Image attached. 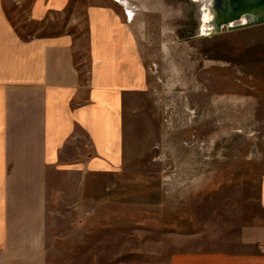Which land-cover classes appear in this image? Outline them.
<instances>
[{
    "label": "rangeland",
    "instance_id": "rangeland-1",
    "mask_svg": "<svg viewBox=\"0 0 264 264\" xmlns=\"http://www.w3.org/2000/svg\"><path fill=\"white\" fill-rule=\"evenodd\" d=\"M4 1L23 37L67 30ZM112 1L127 8L147 82L129 96L117 160L51 180L47 264L246 252L245 236L264 237V25L209 35L194 0Z\"/></svg>",
    "mask_w": 264,
    "mask_h": 264
},
{
    "label": "crops",
    "instance_id": "crops-1",
    "mask_svg": "<svg viewBox=\"0 0 264 264\" xmlns=\"http://www.w3.org/2000/svg\"><path fill=\"white\" fill-rule=\"evenodd\" d=\"M12 1L29 7L33 23L67 20L60 34L23 37L0 0V264H47L51 180L117 160L129 96L143 94L147 79L117 1ZM245 238L244 253L163 264H264V237Z\"/></svg>",
    "mask_w": 264,
    "mask_h": 264
},
{
    "label": "water",
    "instance_id": "water-1",
    "mask_svg": "<svg viewBox=\"0 0 264 264\" xmlns=\"http://www.w3.org/2000/svg\"><path fill=\"white\" fill-rule=\"evenodd\" d=\"M194 1L202 4L201 24L206 10L213 13L212 20L208 22L209 28L207 30L209 35L218 34L224 28L228 31H237L264 25V0ZM207 1H210V3H207ZM200 37H203L201 31Z\"/></svg>",
    "mask_w": 264,
    "mask_h": 264
},
{
    "label": "bare ground",
    "instance_id": "bare-ground-1",
    "mask_svg": "<svg viewBox=\"0 0 264 264\" xmlns=\"http://www.w3.org/2000/svg\"><path fill=\"white\" fill-rule=\"evenodd\" d=\"M207 3H210V1H207ZM206 11H208V10H206ZM212 18H213V13L209 12V21L208 22H210L212 20ZM207 27H209V26H207Z\"/></svg>",
    "mask_w": 264,
    "mask_h": 264
}]
</instances>
